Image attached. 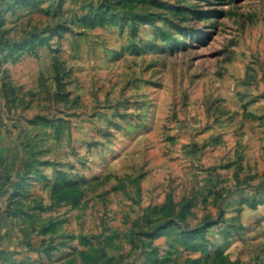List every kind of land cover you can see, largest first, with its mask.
Wrapping results in <instances>:
<instances>
[{"label": "rangeland", "instance_id": "rangeland-1", "mask_svg": "<svg viewBox=\"0 0 264 264\" xmlns=\"http://www.w3.org/2000/svg\"><path fill=\"white\" fill-rule=\"evenodd\" d=\"M0 132V264H264V0H0Z\"/></svg>", "mask_w": 264, "mask_h": 264}, {"label": "crops", "instance_id": "crops-1", "mask_svg": "<svg viewBox=\"0 0 264 264\" xmlns=\"http://www.w3.org/2000/svg\"><path fill=\"white\" fill-rule=\"evenodd\" d=\"M5 139H4V138ZM6 139H9L11 140L9 137H7L6 135H3L1 132H0V155H3V154H6L7 152V149H13L14 150V143L13 141L11 140V143H9V145H7V140ZM13 155V153H12ZM13 159V158H12Z\"/></svg>", "mask_w": 264, "mask_h": 264}]
</instances>
